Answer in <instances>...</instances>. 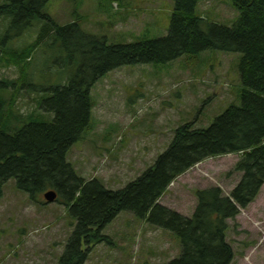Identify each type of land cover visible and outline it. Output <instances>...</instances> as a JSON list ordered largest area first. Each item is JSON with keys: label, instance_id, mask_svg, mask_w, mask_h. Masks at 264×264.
Returning <instances> with one entry per match:
<instances>
[{"label": "trees", "instance_id": "trees-1", "mask_svg": "<svg viewBox=\"0 0 264 264\" xmlns=\"http://www.w3.org/2000/svg\"><path fill=\"white\" fill-rule=\"evenodd\" d=\"M48 1L0 0V22L8 23L0 36V65L20 72L0 79V198L11 178L34 201L47 190L57 192V200L77 221L57 264H85L91 247L84 242L108 240L100 231L121 211L179 236L181 254L170 264H230L235 252L227 240L228 220L264 186V0H232L239 11L232 25L196 15L198 0H175L167 35L131 43H108L85 31L79 18L58 24L43 12ZM36 20L43 21L37 37L12 46ZM54 47L58 50L49 62L47 48ZM42 50L45 63L56 68L55 83L33 81L34 58ZM206 50L242 54L241 104H230L206 128H196L194 122L179 125L155 162L123 188L111 189L96 177L77 174L67 154L90 126L91 90L97 81L125 65L166 64ZM25 88L39 94L36 108L26 114L17 105ZM230 153L239 154L234 169L242 173L230 195L216 185L196 189L191 217L159 203L192 166Z\"/></svg>", "mask_w": 264, "mask_h": 264}, {"label": "rangeland", "instance_id": "rangeland-1", "mask_svg": "<svg viewBox=\"0 0 264 264\" xmlns=\"http://www.w3.org/2000/svg\"><path fill=\"white\" fill-rule=\"evenodd\" d=\"M174 2L49 0L43 12L61 25L79 18L85 31L108 43H131L167 35ZM195 13L224 25L239 16L232 0H198ZM42 23L34 21L12 46L34 40ZM7 29L8 23L0 22V36ZM47 49L50 62L58 49ZM45 56L42 50L34 58L33 81L55 83L56 68L45 63ZM241 56L206 50L166 64L139 63L109 72L92 87L91 123L69 149L68 161L85 179L96 177L111 189L125 187L155 162L179 125L194 122L196 128H206L230 104H241ZM19 75L15 66L0 65V79ZM38 95L23 89L17 95L20 111L34 110ZM238 159L239 154L205 159L176 178L159 202L191 216L196 189L216 185L230 195L241 177L234 169ZM42 202L43 193L34 201L15 178L6 182L0 198V264L58 263L77 221L60 199ZM228 221L227 240L235 252L231 264H264V186L254 202ZM100 235L108 240L84 242L91 247L85 264H170L182 250L176 233L129 211H121Z\"/></svg>", "mask_w": 264, "mask_h": 264}, {"label": "water", "instance_id": "water-1", "mask_svg": "<svg viewBox=\"0 0 264 264\" xmlns=\"http://www.w3.org/2000/svg\"><path fill=\"white\" fill-rule=\"evenodd\" d=\"M44 195H45L46 200L49 202H52V201L56 200V198H57V192L53 189L45 192Z\"/></svg>", "mask_w": 264, "mask_h": 264}, {"label": "bare ground", "instance_id": "bare-ground-1", "mask_svg": "<svg viewBox=\"0 0 264 264\" xmlns=\"http://www.w3.org/2000/svg\"><path fill=\"white\" fill-rule=\"evenodd\" d=\"M28 52H30V50H29ZM28 55H29V54H28Z\"/></svg>", "mask_w": 264, "mask_h": 264}]
</instances>
